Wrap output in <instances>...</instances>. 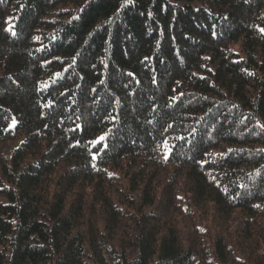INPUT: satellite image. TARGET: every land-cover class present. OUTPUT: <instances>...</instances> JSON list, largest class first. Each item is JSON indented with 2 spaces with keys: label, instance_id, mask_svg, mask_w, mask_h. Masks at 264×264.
<instances>
[{
  "label": "trees",
  "instance_id": "1",
  "mask_svg": "<svg viewBox=\"0 0 264 264\" xmlns=\"http://www.w3.org/2000/svg\"><path fill=\"white\" fill-rule=\"evenodd\" d=\"M260 29L264 0H0V264H264Z\"/></svg>",
  "mask_w": 264,
  "mask_h": 264
},
{
  "label": "snow or ice",
  "instance_id": "2",
  "mask_svg": "<svg viewBox=\"0 0 264 264\" xmlns=\"http://www.w3.org/2000/svg\"><path fill=\"white\" fill-rule=\"evenodd\" d=\"M260 31L262 32V33H264V29H260ZM131 75V74H130ZM13 123H15V122H13ZM105 139V137H103V136H101L100 138H99V140L100 141H103ZM94 159H95V156L93 157Z\"/></svg>",
  "mask_w": 264,
  "mask_h": 264
}]
</instances>
